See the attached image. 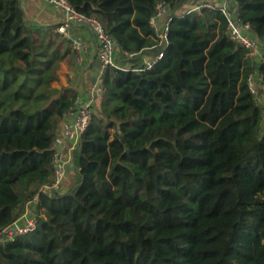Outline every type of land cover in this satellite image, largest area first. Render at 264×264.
I'll return each instance as SVG.
<instances>
[{
  "label": "trees",
  "instance_id": "1",
  "mask_svg": "<svg viewBox=\"0 0 264 264\" xmlns=\"http://www.w3.org/2000/svg\"><path fill=\"white\" fill-rule=\"evenodd\" d=\"M67 1L104 23L116 66L74 181L43 191L76 95L56 86L73 55L30 27L21 0H0V228L33 202L37 219L0 240V264H264V62L219 10L186 13L197 0H165V46L149 22L161 0ZM235 1L264 56V0Z\"/></svg>",
  "mask_w": 264,
  "mask_h": 264
},
{
  "label": "built area",
  "instance_id": "2",
  "mask_svg": "<svg viewBox=\"0 0 264 264\" xmlns=\"http://www.w3.org/2000/svg\"><path fill=\"white\" fill-rule=\"evenodd\" d=\"M56 11L61 14V21L56 31L69 40V46L73 55V62L77 66H83L89 51V43L81 33L74 30L75 27H83L92 34L97 47V60L99 62L98 74L90 89L84 93H78L74 97L72 108L67 113L61 127L58 142H55L51 154L50 166L52 169L53 183L43 185L40 190L45 191L57 187L66 177L72 160V154L81 136L85 133L91 122L94 107L104 100L103 76L107 69L115 67L116 51L115 42L106 31L104 23L97 17L86 15L76 11L67 0H46ZM202 9H217L226 20V30L238 44L247 50L251 61L264 62L262 48L253 35L249 22L241 21L238 11V3L235 0H199L185 12L199 14ZM154 14L150 18V24L154 28V35L164 46L167 44L168 32V5L165 0L156 3ZM159 53L147 62V68H151L158 59ZM248 83L253 91L251 76ZM37 219L26 207L25 212L12 223L0 228V240H13L16 237L27 234L35 229Z\"/></svg>",
  "mask_w": 264,
  "mask_h": 264
},
{
  "label": "rangeland",
  "instance_id": "3",
  "mask_svg": "<svg viewBox=\"0 0 264 264\" xmlns=\"http://www.w3.org/2000/svg\"><path fill=\"white\" fill-rule=\"evenodd\" d=\"M21 1H22V8L25 11L27 23L30 25V27H32L33 30L36 32L37 31L46 32L48 38L54 41V43H59L62 37L59 33H57V31L54 28L61 21V15L57 13L46 0H21ZM183 10L185 11V8ZM74 30L82 33L85 32L90 37H92V34L89 33L87 29H84L82 27H75ZM95 57L96 55L94 49H92L90 51L89 62H86L83 66H77L73 61L70 63L68 62L69 71L68 73L65 74L66 78H68L69 80H73L79 77L80 75L86 74L87 70L90 68V64L93 62ZM145 59H148V57H146ZM87 63H89V65ZM86 79L84 80L86 82L85 89L87 90L91 86V83L90 80H86ZM98 108H99V103L95 105L94 111H97ZM74 179H75V172L73 170V167H70L66 177L54 189L64 190L68 182L74 181ZM47 190L49 189H46L45 191ZM27 208L31 214L36 213L34 202L28 204Z\"/></svg>",
  "mask_w": 264,
  "mask_h": 264
},
{
  "label": "crops",
  "instance_id": "4",
  "mask_svg": "<svg viewBox=\"0 0 264 264\" xmlns=\"http://www.w3.org/2000/svg\"><path fill=\"white\" fill-rule=\"evenodd\" d=\"M21 5H22V1H21ZM55 10V9H54ZM56 11V10H55ZM57 13H59L58 11H56ZM60 14V13H59ZM61 15V14H60ZM60 23V22H59ZM59 23L57 24V26L59 25ZM57 26H55V30L57 28ZM83 28V27H82ZM85 29V28H84ZM77 32V31H76ZM78 33H81L82 35H84V37L86 38V40L88 41L89 43V51H88V54L86 55V59H85V63L86 62H89L90 60V51L92 49H94V52H95V59L93 60V62L90 64V68L87 70L86 74H83V75H80L79 77L73 79V80H69L68 78H66L65 74L68 73V69H69V66H68V62H72L73 61V58L71 56V54L69 56H67L65 58V60L61 63V66H60V70H59V80L58 82L56 83V86L59 87V86H64V87H68V88H71V89H74L76 90V94L78 93H81V94H84L86 93L90 87L86 90L85 89V80H90V83L92 85L93 81L95 80L97 74H98V70H99V62L97 60V47H96V43L93 39V37H90L87 33L85 32H78ZM84 63V64H85ZM89 65V63H87ZM87 65V66H88ZM70 76V75H69ZM78 92V93H77ZM60 134H61V126L59 127L58 129V135H57V138H56V142L59 141V138H60Z\"/></svg>",
  "mask_w": 264,
  "mask_h": 264
}]
</instances>
